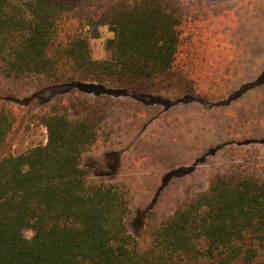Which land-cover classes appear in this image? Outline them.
<instances>
[{"label": "trees", "instance_id": "16d2710c", "mask_svg": "<svg viewBox=\"0 0 264 264\" xmlns=\"http://www.w3.org/2000/svg\"><path fill=\"white\" fill-rule=\"evenodd\" d=\"M188 0H0V75L44 76L34 113L46 145L0 158V264H264V158L231 159L141 247L132 188L84 177L117 98L188 90L202 67L200 11ZM107 26V58L91 39ZM197 73V74H196ZM14 98V97H12ZM0 99V153L18 121ZM13 105V106H12ZM32 236L27 237V230ZM22 230L23 234H22Z\"/></svg>", "mask_w": 264, "mask_h": 264}, {"label": "rangeland", "instance_id": "374dc122", "mask_svg": "<svg viewBox=\"0 0 264 264\" xmlns=\"http://www.w3.org/2000/svg\"><path fill=\"white\" fill-rule=\"evenodd\" d=\"M188 1L192 13H201L197 23L206 40L196 80L184 91L167 87L117 98L103 139L89 152L103 153L106 167L100 170L91 158L85 166L95 171L94 181L132 188L127 225L141 247L154 226L207 189L231 159L264 158V0ZM100 33L91 39L95 60L107 58L104 45L114 37L107 26ZM51 88L44 76L16 81L0 75V99L18 103L0 158L47 144L48 131L34 113Z\"/></svg>", "mask_w": 264, "mask_h": 264}, {"label": "clouds", "instance_id": "9594fccd", "mask_svg": "<svg viewBox=\"0 0 264 264\" xmlns=\"http://www.w3.org/2000/svg\"><path fill=\"white\" fill-rule=\"evenodd\" d=\"M89 158H91L92 160H94L96 162V165L100 167V170H103V168L106 167V161L103 157V153H85V154H82L80 162L77 164V167L78 168H84L88 164ZM94 176H95V171H92L89 175H86L84 177L85 187L88 186L90 179ZM23 231L24 230H22V234H23ZM27 231H28V234H31L30 229Z\"/></svg>", "mask_w": 264, "mask_h": 264}]
</instances>
